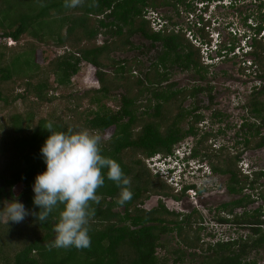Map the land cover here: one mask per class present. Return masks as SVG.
Instances as JSON below:
<instances>
[{
	"label": "trees",
	"instance_id": "trees-1",
	"mask_svg": "<svg viewBox=\"0 0 264 264\" xmlns=\"http://www.w3.org/2000/svg\"><path fill=\"white\" fill-rule=\"evenodd\" d=\"M68 2L0 0V113L14 112L3 117L0 126L5 133L0 140V207L21 200L30 212H39L33 205L32 185L35 177L46 170L40 149L50 135L45 129L48 123L57 132L88 130L99 135L101 154L120 165L131 181L128 187L133 196L125 204H118L121 188L107 179L108 169L103 170L105 183L97 189L100 203L90 202L91 245L87 248L52 246L63 205L57 206L44 222L33 215L21 223L8 222L0 214V264H259L249 257L253 251L264 248V206L249 207L264 204V186L260 183L264 171L255 173L250 182L239 170V155L232 156L224 146L215 149L210 143V133L198 137L197 125L204 120L202 114H196L200 108L187 110L183 105L187 99L205 92L203 87L175 89L177 85L170 84L160 88L170 80L171 68L195 72L205 80L210 66L204 64L202 48L187 37L184 27L176 30L173 27L178 25L171 27L167 20L166 26L156 32L143 12L148 8L174 7L181 16L180 6L186 5L192 11L193 3L186 4L187 0H80L76 7H68ZM258 9L257 16L251 14L244 19L251 36H245L251 47L246 58L252 63L243 72L253 70L256 79L264 83V42L259 39L264 32V0ZM100 35L116 40L98 45ZM202 35L204 41L211 42L206 34ZM134 36L149 42V50L159 49L157 61L145 79L134 75L136 60L117 62L111 58L112 53L140 48L131 43ZM9 39L15 44L9 45ZM44 45L65 52L42 66L36 58L38 49ZM237 48L232 42L223 51L228 56ZM222 52L220 56H224ZM85 62L98 69L100 89L70 97V105L57 116L51 114L37 119L41 110L56 99L53 94L71 89L72 79ZM111 66L114 71L106 73L104 69ZM53 77L56 87L51 83ZM259 88L256 87L249 107L251 115L264 125V87ZM122 90L125 95L118 110L111 109L107 101ZM148 94L151 97L146 100ZM85 101L96 110L83 116L79 111ZM18 105L23 106V111ZM214 115L218 119L223 117L218 112ZM190 118V125L185 129L182 125ZM242 129H248L241 143L244 151L264 148V135L257 123L246 122ZM109 132L112 134L105 137ZM192 137L198 138L192 158L198 159L204 153L205 156L201 155L210 160L214 173L230 176L228 189L237 197L233 203L218 208L228 215L219 214V223L247 226L250 233L246 237L205 243L198 236L203 229L198 226L202 220L200 213L194 220L192 217L182 220L163 203L154 211L141 208L152 196H173L181 200L186 195L189 187L182 193H174L175 189L162 175L149 168L147 160L159 154H174L176 147L191 142ZM19 185L24 190L16 197L14 191ZM247 190L253 194L246 193ZM237 209L244 211L238 213ZM173 234L178 239L176 249L164 240ZM160 251L165 254L160 255ZM199 258L203 259L201 263Z\"/></svg>",
	"mask_w": 264,
	"mask_h": 264
},
{
	"label": "rangeland",
	"instance_id": "rangeland-1",
	"mask_svg": "<svg viewBox=\"0 0 264 264\" xmlns=\"http://www.w3.org/2000/svg\"><path fill=\"white\" fill-rule=\"evenodd\" d=\"M197 1L198 0H187L186 4L194 3L192 11L187 10L186 5H181V16H179L180 14H177V10L174 7L162 8L160 11L163 13H159L158 16L165 17L166 19L164 20H168L170 25H172L171 27H173V25H178L177 27H173L174 29L176 28V30H179L180 27H184V29H186L185 32L187 37L190 40L192 38L197 47L200 45V40L204 41L202 34L208 36L210 31H217L218 33L216 35L221 33L222 41L224 43L235 42L238 47H243V45H245L243 43L244 36L246 33L249 36L250 34H248L249 29L245 27L244 19L245 17L250 16L251 14H256L259 11L258 5L261 0H212V10L208 9L206 11H199L196 9L195 2ZM225 1L228 4L232 3L234 6L225 8L222 4H219ZM198 9L201 8L198 7ZM250 22L255 24L254 21ZM262 35V38L259 37V39L264 42V33ZM195 37L198 39V43L196 42ZM113 40H116V38H111L107 35H100L98 36L97 44L103 45L106 44V42H111ZM131 43L134 46H140V48H142H133L132 50L115 52L111 54V58L117 62L136 60V66L133 69L134 75L140 79H145L146 74L157 61L159 49L150 48L149 50L150 43L140 36H134ZM38 50L36 61L42 66H45L48 62L63 55L65 52L63 49L47 45L41 46ZM204 50L207 55V50ZM236 53L237 57H233V55L230 54L224 59H218L216 54L210 53L215 56V60L213 64H211L213 66H210L205 80H202L195 72L183 71L176 67L171 68L169 71L170 80L160 88H165L170 84H176L177 86H175V89H192L195 86L203 87L205 92L199 94L194 100L192 98L187 99L183 105L187 110H191L195 106L200 108L196 114H202L204 120L197 125L198 137L203 138L206 134L210 133L212 136L210 142L213 141L214 148L219 150L220 147L224 146L232 156L239 155L241 164L243 163L241 167L243 168V171H245L243 174H248L250 173L249 171L252 172L253 170L264 171V148L260 150L244 151L243 145L241 144L244 141L245 133L248 132V129H242L243 124L246 122L248 124L257 123L264 135V125L262 121L251 115L249 107L254 98L253 95L255 94L256 87H260L259 89H261V87H264V83L256 79V74H253V70H251V72H243L245 68H248L249 70L252 61L249 58L247 59L242 51L238 52L237 50ZM113 68V66L107 67L104 71L106 73H112L114 71ZM97 75L98 69L96 67L86 62L83 63L80 73L72 79L73 86L71 89L69 88L64 91L60 90L56 92V94H53V97L56 99L52 101L51 105L41 110L37 119H40L41 117H49L51 114L57 116L63 112L67 105H70V97H80L87 91L100 89L101 85ZM51 83L54 87L57 86L54 77L51 79ZM19 91L22 90L19 89ZM124 95L125 91L123 90L115 92L114 97L107 101L108 106L113 110H118V106ZM210 96L214 97L213 102L209 100L208 97ZM150 97L151 96L148 94L145 99L147 100ZM146 100H144V102H146ZM91 106L92 105H90L88 101H85L82 104L79 113L86 116L92 110H96V107ZM18 109L23 111L24 108L23 106L18 105ZM141 112H144V109L141 110ZM216 112L221 113L224 118H222V120H219L218 118L213 120L212 116ZM10 113L13 114L14 112L2 111L0 113V126L2 124V118L6 115H10ZM77 119H79V117H77ZM191 120L192 118L188 119L182 127L187 129ZM4 134L5 133H2L0 128V140ZM110 134H112V132L106 134L105 137H108ZM197 139L190 138L192 146H196ZM201 154L204 155V153ZM201 154L198 159L206 164L208 167V173L212 172V175L199 173L194 183L197 185L198 189H204L211 192V194L206 195V198H203L201 204H197L196 200L190 202L189 198L184 197L180 202L181 210H188L191 213L195 208H199L202 220L199 221L200 223L198 226H203V229L199 231L198 236H200L205 243L216 244L218 242H228L232 239H239L240 236L246 237L250 233V229L247 228V226L238 227L232 224L226 225L224 223H219V214L223 216L226 215L223 214V212H219L218 208L222 204L233 200L232 197H229L228 194L224 192L229 177L214 173L210 160L208 158L205 159ZM251 179L253 180V178H249L250 182L252 181ZM260 183L264 186V179ZM174 189V193L178 194L176 188ZM23 190V185L17 186L14 191L15 196L20 197ZM246 193L253 194L251 190H247ZM151 199L152 200L146 201L145 206L142 207L143 209H146L147 206L152 210L158 208L160 197L152 196ZM168 201L170 202L168 203ZM19 202H21V200H19ZM173 202V199L165 198V203H168L170 209H173L174 207ZM261 205L264 206L263 203H261ZM121 211H123V209H121ZM7 219L8 217L5 215L4 220L7 221ZM196 226L194 229H196ZM176 237L177 235L173 234L164 237V240L165 242L171 243V247L176 249L178 242ZM164 254V251H160V255L163 256ZM249 259L257 260L259 264H264V248L258 251H253ZM202 260V258H199L200 263Z\"/></svg>",
	"mask_w": 264,
	"mask_h": 264
},
{
	"label": "clouds",
	"instance_id": "clouds-1",
	"mask_svg": "<svg viewBox=\"0 0 264 264\" xmlns=\"http://www.w3.org/2000/svg\"><path fill=\"white\" fill-rule=\"evenodd\" d=\"M212 2V0H198L195 2L196 9L199 11L212 10ZM79 3L80 0H69L66 6L76 7ZM219 4L225 8L233 6L232 3L228 4L226 1ZM160 10L148 8L143 12L144 18L151 23L156 32L161 31L168 23L164 20L165 17L158 16L159 13H163ZM189 14L191 15L190 12ZM217 33V31L209 32L208 37L211 42L200 40L199 48H202L205 65L213 66L211 64H213L215 56L211 54H216L218 59L227 57V53L223 49L225 45L229 46L232 42L224 43L221 33L216 35ZM262 34L259 36L260 38H262ZM245 36L243 40L245 45L237 48L238 52L242 51L244 56L251 50L250 40ZM191 40L194 42L192 38ZM196 42L198 43L197 38ZM204 49L207 50V55ZM220 52L224 56H220ZM231 55L237 57L236 52ZM45 129L50 132V135L42 145L40 155L46 165V170L35 177L32 185L33 205L39 209V212H30L23 203L13 200L0 207V214L6 215L8 222L21 223L29 215L35 216L39 222H44L57 206L63 205L59 222L54 228L55 237L52 246L56 248L76 247L78 249L90 247L91 237L88 224L90 216L93 214L90 211V202L100 203L101 198L97 195V189L103 187L105 183L103 170L108 169L107 179L121 188L117 200L120 205L132 199L133 193L128 187L131 181L125 176L115 160L101 154V137L99 135L92 134L88 130L53 131L52 123H48ZM194 149L192 142H186L183 146L176 147L172 155L159 154L147 160L149 168L154 173L156 170L155 174L162 175V179L176 188L178 193H182L189 187L185 195L189 201L195 200L201 190L194 183L198 174L212 175V172L208 173L205 163L192 158ZM242 164L240 161L239 169L243 176L254 178L255 173L263 171L253 170L251 172L248 170L250 173L243 174L245 171L241 167ZM190 186L195 188H190ZM191 190H196L198 193L195 199L192 198ZM168 203L166 204L168 205Z\"/></svg>",
	"mask_w": 264,
	"mask_h": 264
},
{
	"label": "flooded vegetation",
	"instance_id": "flooded-vegetation-1",
	"mask_svg": "<svg viewBox=\"0 0 264 264\" xmlns=\"http://www.w3.org/2000/svg\"><path fill=\"white\" fill-rule=\"evenodd\" d=\"M233 58V57H232ZM209 98V100L210 101H214V97H208ZM193 100L194 99H196V98H192ZM215 115L213 114V116H212V119L214 120V119H216V117H214ZM222 118H224V116L223 117H221V119H219V120H222ZM192 138H195V137H192ZM212 142V141H211ZM210 142V143H211ZM196 145H197V142H196ZM227 177H229L228 178V181H229V179H230V176H227ZM225 193H227L228 194V196L229 197H232V199L233 200H231V201H229V202H227V203H224V204H222L221 206H223V205H225V204H230V203H233L236 199H237V197H235L234 195H232V194H230V191H229V189H228V183H227V186H226V189H225V191H224ZM211 194V192H208V191H206V190H204V189H202V190H200L199 191V195H198V197L195 199L196 200V203L197 204H201L202 203V200H203V198L205 197L206 198V195H210ZM246 194V193H245ZM177 196V195H176ZM153 197H155V196H153ZM156 197H160V204H159V206H158V208H155V209H153V210H151V211H154V210H156V209H159V208H161V203H163L164 205H165V207L169 210V211H171V212H173V213H176L177 215H180L181 216V219L182 220H184L186 217H192V219H194L196 216H197V213H200V210H199V208H195L191 213L188 211V210H181V206H180V202L182 201V199L185 197V196H183V198L181 199V200H178V199H176V198H174L173 196H169V197H165V196H156ZM165 198H171V199H173L174 200V202H173V205H174V207H173V209H170L169 207H168V205L165 203ZM190 202H192V201H190ZM260 205L261 204H257V205H255V206H250L249 207V209H258L259 207H260ZM143 206H141V208H142ZM179 208V209H178ZM143 209V208H142ZM144 210H146V209H144ZM148 211V210H147ZM244 211V209H237V212L238 213H242ZM227 217H228V215H226ZM230 218V217H229ZM181 220V221H182Z\"/></svg>",
	"mask_w": 264,
	"mask_h": 264
},
{
	"label": "built area",
	"instance_id": "built-area-1",
	"mask_svg": "<svg viewBox=\"0 0 264 264\" xmlns=\"http://www.w3.org/2000/svg\"><path fill=\"white\" fill-rule=\"evenodd\" d=\"M8 44H9V45H14L15 42H14L13 39H9ZM163 170H164V168H163ZM156 172H157V171L155 170V173H156ZM190 193H191L193 199H195V198L197 197V194H198V193H197L196 190H191Z\"/></svg>",
	"mask_w": 264,
	"mask_h": 264
},
{
	"label": "water",
	"instance_id": "water-1",
	"mask_svg": "<svg viewBox=\"0 0 264 264\" xmlns=\"http://www.w3.org/2000/svg\"><path fill=\"white\" fill-rule=\"evenodd\" d=\"M152 199H153V198H152ZM152 199H150V200H152ZM146 209H147V210H152V209H151V208H149L148 206L146 207Z\"/></svg>",
	"mask_w": 264,
	"mask_h": 264
}]
</instances>
